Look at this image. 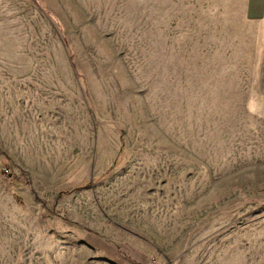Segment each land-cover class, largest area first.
Returning <instances> with one entry per match:
<instances>
[{"label": "rangeland", "instance_id": "rangeland-1", "mask_svg": "<svg viewBox=\"0 0 264 264\" xmlns=\"http://www.w3.org/2000/svg\"><path fill=\"white\" fill-rule=\"evenodd\" d=\"M245 8L0 0V264H264Z\"/></svg>", "mask_w": 264, "mask_h": 264}, {"label": "crops", "instance_id": "crops-1", "mask_svg": "<svg viewBox=\"0 0 264 264\" xmlns=\"http://www.w3.org/2000/svg\"><path fill=\"white\" fill-rule=\"evenodd\" d=\"M245 14L251 19L263 17L264 0H246Z\"/></svg>", "mask_w": 264, "mask_h": 264}, {"label": "trees", "instance_id": "trees-1", "mask_svg": "<svg viewBox=\"0 0 264 264\" xmlns=\"http://www.w3.org/2000/svg\"><path fill=\"white\" fill-rule=\"evenodd\" d=\"M64 191L69 192L70 190H62L61 192H64Z\"/></svg>", "mask_w": 264, "mask_h": 264}]
</instances>
